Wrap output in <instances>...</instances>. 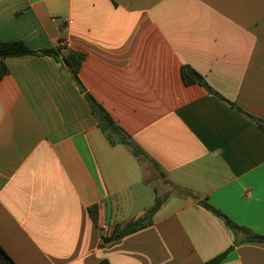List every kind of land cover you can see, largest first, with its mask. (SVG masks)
<instances>
[{"label": "crops", "instance_id": "obj_1", "mask_svg": "<svg viewBox=\"0 0 264 264\" xmlns=\"http://www.w3.org/2000/svg\"><path fill=\"white\" fill-rule=\"evenodd\" d=\"M87 54L79 76L169 186L264 235V0H0V42ZM0 77V245L17 264H264V241L171 193L142 216L151 178L111 145L85 94L50 55L6 59ZM184 65L214 90L186 84ZM242 110H240V109ZM255 118V119H254Z\"/></svg>", "mask_w": 264, "mask_h": 264}, {"label": "trees", "instance_id": "obj_2", "mask_svg": "<svg viewBox=\"0 0 264 264\" xmlns=\"http://www.w3.org/2000/svg\"><path fill=\"white\" fill-rule=\"evenodd\" d=\"M26 54L50 55L56 58L57 60L61 61L64 67H66L71 73L72 77L74 78L78 86L81 88L82 92L85 94L86 100L88 101V104L90 105L96 118L98 119L99 126L103 130L110 144L116 145L118 143H123L127 145L136 157H138L140 160H143L144 158L149 159L153 163V165L161 171V168L159 167L157 162L150 159L148 155L145 154V152L140 148V146L136 145L133 142L132 138L123 130L121 126H119L115 122L108 110L98 100H96V98L90 92L86 90L79 76L82 65L87 57V54L85 52L70 49L65 44H62V42L59 43L57 46L43 48L39 50L31 49L26 45V43L20 40L0 42V77H3L8 73V66L6 64V59L8 57L21 56ZM182 74L186 84L198 82L204 85L210 92H214V90L208 85V83H206L203 76L192 66L184 65L182 68ZM258 122L261 126L264 127V120H259ZM173 193H176L180 196L194 198L212 213L221 218L225 222V224L235 233L236 244L244 241H264V235L258 234L254 232V230H252L251 228L238 224L222 210L216 208L214 205L209 203L207 199H202L198 194H195L192 190L180 186H175ZM170 194L171 193L167 195V198ZM163 202L164 200L157 198L156 203L150 209H148L142 216L130 220L124 223L123 225H117L114 229V234L110 238L102 239V241L111 242L114 240H118L128 234H131L153 224V216L159 210ZM231 248L232 247L202 264H221L222 261L227 257V255L231 251ZM0 264H17L1 245ZM101 264L109 263L103 262Z\"/></svg>", "mask_w": 264, "mask_h": 264}, {"label": "rangeland", "instance_id": "obj_3", "mask_svg": "<svg viewBox=\"0 0 264 264\" xmlns=\"http://www.w3.org/2000/svg\"><path fill=\"white\" fill-rule=\"evenodd\" d=\"M143 163L151 178V182L141 184L143 191L140 197L142 198L136 204V211L143 207H147V210L150 209L156 203L157 198L165 201L167 195L173 193L175 189L174 186L166 184L162 172L149 159L144 158Z\"/></svg>", "mask_w": 264, "mask_h": 264}, {"label": "built area", "instance_id": "obj_4", "mask_svg": "<svg viewBox=\"0 0 264 264\" xmlns=\"http://www.w3.org/2000/svg\"><path fill=\"white\" fill-rule=\"evenodd\" d=\"M62 44H65L67 47H70V43L67 41H62ZM114 229V227L107 224L101 225L100 232L102 239L110 238L114 234Z\"/></svg>", "mask_w": 264, "mask_h": 264}, {"label": "water", "instance_id": "obj_5", "mask_svg": "<svg viewBox=\"0 0 264 264\" xmlns=\"http://www.w3.org/2000/svg\"><path fill=\"white\" fill-rule=\"evenodd\" d=\"M255 119V118H254Z\"/></svg>", "mask_w": 264, "mask_h": 264}]
</instances>
